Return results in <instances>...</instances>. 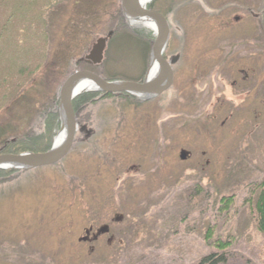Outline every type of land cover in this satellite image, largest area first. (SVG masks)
<instances>
[{"label":"rangeland","instance_id":"rangeland-1","mask_svg":"<svg viewBox=\"0 0 264 264\" xmlns=\"http://www.w3.org/2000/svg\"><path fill=\"white\" fill-rule=\"evenodd\" d=\"M151 2L169 21L170 88L152 102L85 91V131L60 161L0 172V264H197L219 238L223 264H264V0ZM120 3L0 0V142L56 125L59 87L109 31L98 74L147 73L154 32L123 13L140 34L119 31Z\"/></svg>","mask_w":264,"mask_h":264},{"label":"water","instance_id":"water-1","mask_svg":"<svg viewBox=\"0 0 264 264\" xmlns=\"http://www.w3.org/2000/svg\"><path fill=\"white\" fill-rule=\"evenodd\" d=\"M148 2L140 0H121L120 8L123 15L133 26H140L131 20L148 18L152 20L156 28L152 29L155 38L152 42L150 64L148 71L141 82L131 80H106L101 75L90 70H76L70 74L61 84L58 90V112L60 127L58 134L65 131L64 140L58 145L53 141L51 147L44 152L25 151L21 153L0 154V168H16L22 170L34 169L40 166L51 165L60 161L71 149L77 130L72 100L81 92L75 91L80 80H89L95 84V91L103 93H129L138 97L148 98L161 94L167 90L173 81L171 62L163 56L164 48L169 37V27L166 19L156 10L146 8ZM112 31L107 37H99L92 44L88 54L79 60L96 65L103 60L106 43ZM156 61L158 68L154 75L148 72L152 63Z\"/></svg>","mask_w":264,"mask_h":264},{"label":"trees","instance_id":"trees-1","mask_svg":"<svg viewBox=\"0 0 264 264\" xmlns=\"http://www.w3.org/2000/svg\"><path fill=\"white\" fill-rule=\"evenodd\" d=\"M147 6H149L152 9L155 8L156 10H159L156 7H154V2L147 4ZM262 11L264 12V5L262 8ZM116 13H117L116 19H117V25H118L119 31H123V33L125 32V33H128L129 35L140 34V31L131 29L126 25L124 18L122 16L120 7L117 8ZM123 33L121 35H123ZM80 63L84 64L88 69H94L91 65L85 63L84 61ZM114 79L107 78V80H114ZM105 94L110 95V93H105ZM86 98L87 96H85V93L77 95L72 100V106L74 107L75 106L74 104H78L80 101H83ZM53 102L55 103L56 112L50 116V119L48 121L50 122L51 120L52 121L56 120L57 121L56 125L54 126L52 124V126L54 127H46L47 129H44V131L40 134L31 133V131L28 130L24 135H21L15 138L14 141L13 140L12 141L2 140L0 142V149H1L0 152L6 151V152L20 153L22 151H27V150H30L32 152H44L48 150L52 145L51 144L52 131H53L52 129L58 130L60 127V119H59V112H58L59 98L57 97L55 100V97H54ZM14 170L15 169H1L0 168V172L14 171ZM254 192H256V195H255V201H254L253 207H254V213H255V217L257 221V227L260 231L264 232V178L260 182L256 183V186L254 187ZM229 201L230 199L222 198L221 199V205H222L221 209L228 207ZM211 234H212L211 230H208L206 233L207 240L210 239ZM211 245L217 247L218 249H221V252H211L207 255H204L203 257L200 258L197 264H223L224 262H226L227 256L224 253V249L228 247L229 241L219 238V239H215Z\"/></svg>","mask_w":264,"mask_h":264},{"label":"flooded vegetation","instance_id":"flooded-vegetation-1","mask_svg":"<svg viewBox=\"0 0 264 264\" xmlns=\"http://www.w3.org/2000/svg\"><path fill=\"white\" fill-rule=\"evenodd\" d=\"M148 4V3H147ZM147 4L145 5L146 6V8H148V9H152V8H150L149 6H147ZM155 10V9H154ZM156 11H158V10H156ZM159 12V11H158ZM165 19H166V21H167V24H168V27H169V21H168V19L166 18V16L165 15H163L161 12H159ZM169 35H170V27H169ZM169 38V37H168ZM152 42H153V40H152ZM167 43H168V40H167ZM166 47H167V44H166V46H165V48H164V51H163V56L166 58V59H168L170 62H171V67H172V70H173V66H174V58H170V56H168V55H166L165 54V49H166ZM151 50V49H150ZM142 51H143V56H144V54H146V52H147V48H146V46H145V44H144V46L142 45ZM85 63H87V62H85ZM87 64H89V65H91L94 69H90V71H92V72H94V73H96V74H98V72L95 70V66L96 65H92V64H90V63H87ZM100 75V74H99ZM145 75L146 74H144V76L142 77V78H140V80L138 81V82H141L143 79H144V77H145ZM170 88V87H169ZM168 88V89H169ZM167 89V90H168ZM166 91V90H165ZM164 91V92H165ZM164 92H162V93H164ZM97 93V96L99 97V98H101V97H106V96H108L109 94H105V93H103V92H96ZM161 93V94H162ZM110 95H114V96H121V97H131V98H134V99H137V100H141L142 102L144 101V100H147V102L149 101V102H152V100H154V99H156L157 98V96L158 95H160V94H158V95H156V96H153V97H148V98H142V97H138V96H135V95H132V94H129V93H118V94H114V93H110ZM75 106V109H74V107H73V110H74V114H75V120H76V126H77V130H76V133L75 134H77V131H85V128L86 127H84V126H81L80 124H79V121H80V119H79V117H78V110L80 109V107H81V104L80 103H78V104H74Z\"/></svg>","mask_w":264,"mask_h":264},{"label":"bare ground","instance_id":"bare-ground-1","mask_svg":"<svg viewBox=\"0 0 264 264\" xmlns=\"http://www.w3.org/2000/svg\"><path fill=\"white\" fill-rule=\"evenodd\" d=\"M140 1L141 2H146V1L150 2L151 0H140ZM131 21L139 24L140 26H146V27H149L152 29L156 28L155 23L152 20L145 18V17L139 18L137 20L132 19ZM157 68H158V65H157L156 61H154L150 67L149 72H148L149 76L154 75L157 72ZM95 89H96V86L91 81L80 80V81H78V83L76 85L75 91H77V92L80 91L83 93L85 91H95ZM64 137H65V131L62 130L59 134L56 135V137L54 139L55 144L58 145L59 143H61L64 140Z\"/></svg>","mask_w":264,"mask_h":264}]
</instances>
